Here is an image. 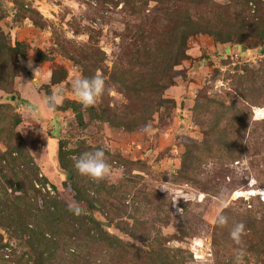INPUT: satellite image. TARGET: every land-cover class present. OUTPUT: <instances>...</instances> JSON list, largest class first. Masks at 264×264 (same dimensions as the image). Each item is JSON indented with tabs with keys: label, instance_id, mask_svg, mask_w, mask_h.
Returning <instances> with one entry per match:
<instances>
[{
	"label": "rangeland",
	"instance_id": "374dc122",
	"mask_svg": "<svg viewBox=\"0 0 264 264\" xmlns=\"http://www.w3.org/2000/svg\"><path fill=\"white\" fill-rule=\"evenodd\" d=\"M263 52L264 0H0V264H231L232 221L264 264ZM100 147L114 180L74 168Z\"/></svg>",
	"mask_w": 264,
	"mask_h": 264
},
{
	"label": "clouds",
	"instance_id": "9594fccd",
	"mask_svg": "<svg viewBox=\"0 0 264 264\" xmlns=\"http://www.w3.org/2000/svg\"><path fill=\"white\" fill-rule=\"evenodd\" d=\"M40 70H36L35 73ZM71 92L84 108H89L95 106L105 95L112 94L113 88L108 85L102 75L97 73L91 78H75L71 83ZM28 93L31 97V107H29L28 112L38 124L42 125L44 133V126L40 122V117L44 113L51 114L55 112L64 103L67 94L66 89L64 87L55 88L43 101L36 95L34 89H28ZM74 168L80 175L89 177L94 181H111L116 178L112 165L109 163L106 150L103 147L74 157ZM227 206V203L221 200L215 209V222L220 227H228L230 224L229 217L223 214L222 211ZM69 211L79 216L84 209L70 204ZM246 235V225L243 222H231L229 236L235 245L232 249L231 264H247L248 253L244 245V237Z\"/></svg>",
	"mask_w": 264,
	"mask_h": 264
},
{
	"label": "water",
	"instance_id": "95a60500",
	"mask_svg": "<svg viewBox=\"0 0 264 264\" xmlns=\"http://www.w3.org/2000/svg\"><path fill=\"white\" fill-rule=\"evenodd\" d=\"M263 53H264V52H263ZM60 172H61L64 176H66L67 180H69V181L72 180V178H73L72 174H70L69 172L61 171V170H60ZM91 218L93 219L94 222L98 223V224L101 225V226L111 227V224H110V223H106V222H102V221L97 220V218L95 217L94 214L91 215Z\"/></svg>",
	"mask_w": 264,
	"mask_h": 264
}]
</instances>
